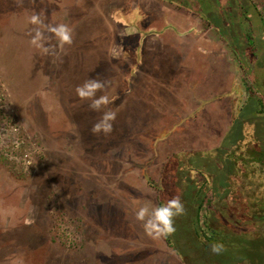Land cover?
<instances>
[{"label":"rangeland","instance_id":"1","mask_svg":"<svg viewBox=\"0 0 264 264\" xmlns=\"http://www.w3.org/2000/svg\"><path fill=\"white\" fill-rule=\"evenodd\" d=\"M212 3L189 11L178 0H0V264L193 257L187 244L147 234L137 210L159 204L156 185L175 154L214 149L228 131L264 139V0H220L222 17L201 16ZM115 6L129 32L151 33L126 41ZM59 24L72 29L71 44L49 30ZM137 42L145 55L129 77L121 56ZM89 80L105 83L96 98L111 100L99 111L76 93ZM109 110L112 132L93 133ZM184 217L176 239L194 225Z\"/></svg>","mask_w":264,"mask_h":264},{"label":"trees","instance_id":"2","mask_svg":"<svg viewBox=\"0 0 264 264\" xmlns=\"http://www.w3.org/2000/svg\"><path fill=\"white\" fill-rule=\"evenodd\" d=\"M195 1L178 0V3L189 9ZM208 1H213L212 5L217 7L215 11L207 14L199 6L202 11L199 14L207 19L222 17V9L220 13L216 10L221 5L220 0ZM114 8L117 10H113L111 16L120 30L127 33L124 35L126 41L135 39L139 42L151 33L145 32L146 36L139 38V34L129 32L126 28L128 21L121 6ZM137 8L133 7L136 12ZM249 23L253 24L250 20ZM138 42L136 48L130 47L121 56L126 62V65H122L123 70L127 69L125 73L129 77L136 73L133 67L138 65L141 55H145L143 44ZM132 55L137 59L133 66L128 62ZM259 112L256 110L255 116ZM193 153L184 151L170 158L164 166L168 167L166 170L170 175L156 185L159 191L158 205L168 201L166 195L169 191H172L174 197L178 194L181 197L185 211L174 218V227L182 222V216L190 221L189 224H194L191 233L182 234L180 239L175 237L178 230L167 235L169 246L183 250L187 244L186 250L193 253L189 260L183 253L185 251L182 252L187 264H264V139L254 130L250 134L245 130L235 135L228 131L214 149H201ZM186 235L190 236L189 240ZM213 243H222L224 250L219 254L213 253ZM199 248L202 251L198 252Z\"/></svg>","mask_w":264,"mask_h":264},{"label":"clouds","instance_id":"3","mask_svg":"<svg viewBox=\"0 0 264 264\" xmlns=\"http://www.w3.org/2000/svg\"><path fill=\"white\" fill-rule=\"evenodd\" d=\"M31 22L34 24H40L41 21L37 16L31 18ZM53 32L57 38L67 44L72 43V29L66 24H59L49 29ZM42 34L37 31L32 43L37 47L40 46ZM105 87V83L98 80L85 81L82 85L76 88V93L81 100H89L91 103L89 107L95 111H99L101 106L108 105L111 100L108 96H100L96 98L98 90H102ZM116 118V113L112 111H106L103 113L102 118L94 124L93 133L109 134L113 130L112 122ZM184 204L180 196L168 200L160 205L145 204L140 207L136 212V219L141 221L147 234L152 236H167L175 232L174 218L184 213ZM224 250L222 243H213L211 245V251L219 254Z\"/></svg>","mask_w":264,"mask_h":264}]
</instances>
